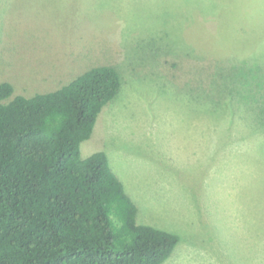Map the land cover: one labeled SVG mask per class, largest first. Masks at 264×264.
Returning <instances> with one entry per match:
<instances>
[{
    "label": "rangeland",
    "instance_id": "rangeland-1",
    "mask_svg": "<svg viewBox=\"0 0 264 264\" xmlns=\"http://www.w3.org/2000/svg\"><path fill=\"white\" fill-rule=\"evenodd\" d=\"M110 66L81 145L106 153L165 264H264V0H0V84L28 98Z\"/></svg>",
    "mask_w": 264,
    "mask_h": 264
},
{
    "label": "trees",
    "instance_id": "trees-1",
    "mask_svg": "<svg viewBox=\"0 0 264 264\" xmlns=\"http://www.w3.org/2000/svg\"><path fill=\"white\" fill-rule=\"evenodd\" d=\"M116 68L88 70L59 90L14 97L0 84V264H165L180 237L139 224L106 153L87 159Z\"/></svg>",
    "mask_w": 264,
    "mask_h": 264
}]
</instances>
